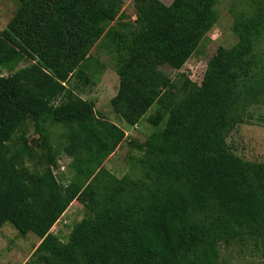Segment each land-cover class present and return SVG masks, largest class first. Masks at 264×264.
Segmentation results:
<instances>
[{"label":"trees","instance_id":"obj_1","mask_svg":"<svg viewBox=\"0 0 264 264\" xmlns=\"http://www.w3.org/2000/svg\"><path fill=\"white\" fill-rule=\"evenodd\" d=\"M15 1L0 33V231L10 223L40 240L25 264H222L224 248L264 264V163L228 143L239 127L264 125L253 113L264 108V0H231L243 6L233 9L237 42L199 84L163 69L181 71L197 53L223 0H133L135 19L125 0ZM96 47L120 81L114 115L138 128L156 107L147 119L155 132L131 142L142 153L137 179L104 167L126 133L67 87L74 76L97 84L105 65ZM27 123L43 158L24 137L14 144ZM61 155L71 161L66 185ZM74 202L86 216L64 243L52 229Z\"/></svg>","mask_w":264,"mask_h":264},{"label":"rangeland","instance_id":"obj_2","mask_svg":"<svg viewBox=\"0 0 264 264\" xmlns=\"http://www.w3.org/2000/svg\"><path fill=\"white\" fill-rule=\"evenodd\" d=\"M160 1L166 5H170L173 2V0ZM242 8L243 6L237 5L236 9H234L231 0L220 2L216 7L219 22L201 44L197 53L193 55L181 71H175L169 67L163 69L172 81H177L180 75H185L193 82L201 83L208 63L219 56V50L230 49L236 44L237 39L232 33L234 22L233 9L236 11L235 13H238ZM17 9L18 3L15 0H0V33L7 27ZM123 13L135 19L133 0H125ZM91 55L95 59H98L101 64L105 65V71L99 74L97 84L95 86H86L74 76L67 84V87L74 91L81 99L94 102L98 116H102L109 122L117 125L126 133L124 143H122L114 155L107 159L104 167L119 179L125 176L134 179L140 178L142 172L139 161L142 153L134 149L131 146V142L143 144L155 132V128L147 122V119L156 107H153L149 111L138 128L128 127L124 121L114 115L110 106V101L116 96L120 83L112 60L106 53V50L101 47L94 48ZM31 65L29 62H25L17 70ZM89 77H92L91 74H89ZM253 113L256 117L264 115V108H256L253 110ZM51 131L53 134L56 133V136H52V144L56 146L59 135H57L58 132H55L54 127H51ZM22 137L32 146L39 159L45 156L32 123L25 124L19 132L14 141L16 146L21 143L19 138ZM228 143L234 152L244 160L264 163V125L252 121L247 125L241 126L231 134ZM70 162V159L65 155L59 157L60 168L56 175L64 185L68 184L72 179L71 173L67 172ZM85 216L86 210L84 207L78 202L72 203L67 212L52 229V233L62 242L66 243L72 228L76 224H79ZM39 245L40 240L34 234L22 237L10 223H7L0 231V264H25ZM222 253V264H263L260 259L245 258L236 248H224Z\"/></svg>","mask_w":264,"mask_h":264}]
</instances>
